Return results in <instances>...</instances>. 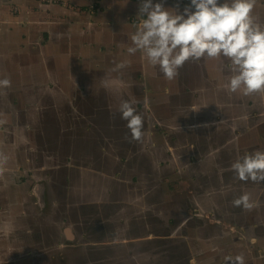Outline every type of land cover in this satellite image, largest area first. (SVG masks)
I'll list each match as a JSON object with an SVG mask.
<instances>
[{"label": "rangeland", "instance_id": "1", "mask_svg": "<svg viewBox=\"0 0 264 264\" xmlns=\"http://www.w3.org/2000/svg\"><path fill=\"white\" fill-rule=\"evenodd\" d=\"M124 1L127 12L118 13L121 11L118 8L111 15L117 19L124 17L128 26H136L132 31L135 33L142 21L137 15L139 0ZM188 3L189 0H185V5ZM56 7L61 5L57 4ZM95 9L99 10L100 17L101 10ZM30 14L25 18L27 36H31L36 27ZM254 14L264 23V0H256ZM77 17L84 22L83 27L71 24L73 20L67 24L41 13L40 26L35 31L38 46L35 50H29L34 55L35 67L26 63L24 73L25 84L32 81L33 73L38 77L33 78V95H29L27 88L24 100L28 106H32L31 109L39 112L43 135L48 138L52 135L54 140L59 135L64 136L58 145V152L63 153L57 155L59 161L56 162L57 165L62 162L61 168L68 165V183L71 172L76 169L74 165L82 166L79 170L84 171V177H88L86 184L82 183L84 195L89 198L86 200L87 206H84L83 200L80 208L75 205L73 208L75 213H79L91 207L95 214L88 216V224L84 228V231L88 230V237L84 234V239L76 244L89 248L95 253L93 259L99 258L102 264H225L226 257L235 258L240 253L244 254L245 264L263 263L264 216H260L259 212L264 211V182L254 184L236 179L231 164L239 157L230 161L212 158L220 151L221 155L227 152L223 144L220 149L219 146L214 147L211 157L208 154L204 159L199 156L200 162L197 163L202 169L200 173H196L190 157L175 158V146L171 144L180 132V122H184V118L186 123L192 122L191 118H186L188 115L183 111L184 104L187 106L193 102L196 94H204L196 102L202 99L206 105L215 108L211 111L210 119L203 123L212 122L215 127L221 124L229 127L232 123L235 135L245 130L246 152L264 151V92L244 95L242 90L235 93L224 90L233 75L225 68L229 67L230 62L223 57H204L195 61L196 73L200 74L201 79H195L199 82L197 85L192 83L193 91L186 92V96H177L165 87V92L157 93L160 81H156L153 75L162 73L159 66L154 67L140 60L130 61L131 57L132 60L135 57L146 58L142 50L134 55L128 54L133 33H103L99 36L96 32L89 33L91 27L86 25L85 13ZM102 22L109 32L116 31L111 21H104L103 17ZM31 23L35 25L34 30L28 27ZM71 57L76 66L70 63ZM92 60L95 64L91 63ZM122 61L126 62V67L110 71ZM85 90L88 94H84ZM189 90L186 87V91ZM128 93L131 95L128 96ZM144 94L151 98L144 97ZM122 100L132 101L134 107L138 108L137 112L143 116L144 136L140 141L131 140L127 121L121 119L118 109ZM60 113L68 116L67 122L71 119L72 122L67 126L60 124ZM24 118L25 130L20 147L23 146L33 160L31 154L34 152L30 149L33 148L32 144L37 143V137L28 126H32L33 118L27 114ZM20 119L22 121V115ZM100 126L103 130L99 129ZM216 137L221 141L226 140L222 131H218ZM79 143L82 144L75 145ZM65 153L77 156L76 161L71 164L63 162ZM31 164L29 160L25 163L30 173L33 171ZM32 168H36L35 164ZM33 179L34 182H41L43 178H38L36 174ZM149 179H153V182L149 183ZM210 182L213 189L219 188L221 192L204 194L205 188L202 187ZM243 184L253 200L262 202L260 207L247 211V218L243 207L232 204L234 198L244 193L238 190ZM57 196L60 197V192ZM134 199L140 201L133 202ZM144 201H150L156 207L149 217L159 213V217L168 223V229L158 227L157 231L148 232L143 229L141 233L130 232V237L124 235L121 224L125 214L130 216L134 209L146 208ZM131 209L133 212H128ZM197 220L199 223H196ZM254 227L262 230L254 232ZM71 228H68L69 232L73 230L75 233V227ZM79 228L83 230L81 225ZM96 230L112 236L105 239ZM113 250L115 253L109 258L107 252ZM150 252L156 254L158 259L149 261ZM34 253L35 247L26 245L25 256L22 253L18 261L23 264L24 258V264H34L37 257ZM14 254L16 256V250ZM8 256L9 262H15L10 249ZM3 261L8 262V259Z\"/></svg>", "mask_w": 264, "mask_h": 264}, {"label": "flooded vegetation", "instance_id": "2", "mask_svg": "<svg viewBox=\"0 0 264 264\" xmlns=\"http://www.w3.org/2000/svg\"><path fill=\"white\" fill-rule=\"evenodd\" d=\"M102 15L100 17H99V13H97V15H91V18L92 17L95 18V22H96L95 25H98L97 21H99V25L101 24V20L103 19ZM90 23L92 24V22ZM105 29L106 28L103 27V30ZM79 35L81 36V34ZM119 37L120 35H118V38ZM127 59L129 58H126L125 60ZM139 60L144 63L146 62L148 63L147 58H145L144 56L140 58L135 57L133 58V60L132 57L130 58V61H139ZM69 61L70 63H73V66L77 65V63L72 61V57L70 58ZM93 62L94 61L92 60L91 63L95 64ZM71 68H73L72 65ZM225 68L229 70L230 75L233 74L231 73L229 67H225ZM35 77L36 76H34V78ZM37 78L38 77H36V79ZM153 78L156 79V81L157 79H159L160 81V88L158 89L157 93L165 92L166 91L165 87H167L168 90H170L173 94H176L177 96H186L187 95L186 92L193 91L192 83H195L196 85L199 84V82L195 79L200 80L201 76L200 74L196 73V62L189 61L185 63V65L179 70V76L172 81L166 80L163 76V73L155 74L153 75ZM203 79H205V77H203ZM86 85L87 83L85 81L84 87H86ZM175 86H177L176 90L174 89ZM186 87L187 89L190 90L186 91ZM126 88L128 87H125V89ZM224 90H227V86L224 88ZM124 92L126 93L127 91ZM84 94H88L86 90L84 91ZM130 95L131 94L128 93V96ZM201 95L196 94V98L193 100V102H190L187 106L184 104L185 110L183 111L188 115L186 118H191L192 122L186 123L185 118H184V122L183 121L180 122V125L178 126L180 132L176 135V139L171 144L175 146V150H174L175 158L190 157L191 159H193V161L191 162H194L193 164H195L193 165V168L196 170V173H200L202 171L199 163H197L200 162L199 156H203L204 159L205 154H208L209 157H211L210 154L214 149V147L216 146H219L218 149L222 147V144L224 147H227V150H225L227 152L221 155L220 154L221 151H220L216 153L214 157H212L215 158L216 160L229 159L230 161L231 158L241 157L246 152V136L243 135L245 132L244 129L241 130V133H236L235 135V133L233 132L235 127L233 126L232 123L230 124L229 127L227 125L224 126L222 124L219 127L217 126L215 127V124L212 122H208L209 124H206V122L203 123L205 120L210 119L211 111L215 108V106L206 105V103H204V100L202 99H200L199 101L200 104L197 103L196 101L201 97ZM139 96L140 95L136 97V101L138 100ZM144 97H147L148 99L151 98L145 94ZM82 104H83V100L82 103H80V105ZM27 107L28 108L25 109V111L21 114L23 118L22 122L23 124L25 123V118H24L25 114L33 118L32 130H34L35 135L37 137L36 138L37 143L35 145L32 144L33 148L31 147L30 149V151L34 152L33 154H31V157L33 156V160L29 157L30 153L27 152L26 149L24 152H25V156L28 159L30 158L29 161L32 163L34 162L35 164L36 168L33 171V174L35 175L37 174L38 178H43V179L41 180V182H37L38 183L36 185L37 187L34 189L36 194L35 200H32L30 197L26 195V201L24 203L22 213L17 218L11 219L15 226L12 228L11 232L8 233L7 238H8L9 247L12 248V252L14 255L13 258H15V262H9L10 256L8 255H6L8 262H4L3 259L6 258L3 257L0 260L3 261L2 264H20L21 261H18V257H22V253L23 254L25 253V246L29 245L35 247L34 254H36L37 257H35L36 261L34 260V264H39L40 262L42 264H67L68 255L70 252V251L68 252V249H73V248H79V249L74 250L70 256V258L72 257L70 259V261H72V264H102L99 258L93 259L95 253H93L89 248H86L84 246L83 247L78 246L76 244L77 242L80 241V239H84V234L86 237H88V230L85 229L84 231V228L87 227L88 216H92L93 214H95V211L93 209H90L91 207L89 208V210H80L79 213L74 212L75 207L80 208V206L83 204L82 203L83 200H84V206L85 207L87 206L86 200H89V198L86 195H84V188L82 186V183L86 184L85 181L88 180V177L87 176L84 177L83 174L84 171L79 170L80 168H82V166L74 165L76 169H74L71 172L70 183H68L67 181V176L69 175L67 171L68 165L66 168H61L62 162H59V164L57 165V162L59 161L57 155H62L63 153V152H58L59 140L64 139V136L63 135L57 136L58 138L57 140H54L52 135H50V138L45 137L42 133L43 124L38 114L39 112H37L36 109H31L32 106H27ZM66 117L68 116L63 113H60V116H58V120L60 121V124L63 123L66 124L67 126L69 123L72 122L71 121L72 119L71 120L69 119L70 121L67 122L68 120ZM54 118L56 119V116H54ZM241 122L243 121L241 120ZM65 128L69 129V127H65ZM99 129L103 130L101 126ZM22 130L24 132L25 129L22 128ZM218 131H222L225 134L226 140L221 141L220 138L216 137ZM81 144L82 143L75 145L80 146ZM192 147L193 149H191ZM237 152H239V154H237ZM76 158L77 156L75 155H70L65 153L62 160H64L63 162L71 164L74 161H76ZM228 171H227L228 173H231V170ZM151 182H153V179H149V183ZM202 188H205L204 194L206 195L212 194L214 193V191L215 193L221 192L219 188L213 189V185L211 182L208 183L207 186H204ZM216 189L219 190L216 191ZM238 190L246 192V187L243 184V187H240ZM59 192H60V197L57 196V193ZM224 192L226 191L224 190ZM214 196H216V194H214ZM139 201L140 200L134 199L133 202H139ZM144 202H145L144 206L146 208L134 209V212L131 209L128 211L131 213L133 212V214H130V216H128V214H125L126 215L125 220L121 224L125 231L124 235H129L130 237L131 236L129 234L130 232L141 233L143 229H146V232H148V230L157 231L158 227H161L160 229L162 230L168 229V223L164 220L163 217H159L160 215L159 213H156L154 216L149 217L151 216V213L153 211L152 209L156 207L150 201H144ZM73 205H75L74 208ZM247 211L248 210H246V218L248 217ZM259 213H261L260 216L262 217L264 216L263 215L264 211L263 213L262 212ZM196 223H199V221L197 220ZM159 224L161 226H159ZM80 225L82 226L83 230L79 228ZM73 226L75 227L76 234L74 233L73 230L69 232L68 228H71ZM258 229L261 228H256V227L253 228L254 232H256ZM72 232L76 238H74ZM96 232L98 235H100L105 239H108L112 236L105 234L99 230H96ZM261 234H263V231L261 232ZM70 239H72L73 242H71ZM14 250H16V256L14 254ZM61 251H64L66 253H63ZM19 252H21V255H19ZM114 253L115 250L107 252L108 257L110 258ZM150 253L151 254H149L150 255L149 261L158 259L157 257H155L156 254H153L152 252ZM22 263L24 264V258L22 259Z\"/></svg>", "mask_w": 264, "mask_h": 264}, {"label": "clouds", "instance_id": "3", "mask_svg": "<svg viewBox=\"0 0 264 264\" xmlns=\"http://www.w3.org/2000/svg\"><path fill=\"white\" fill-rule=\"evenodd\" d=\"M256 0H189L183 10L177 3L166 7L164 0H139L137 15L142 18L130 37L129 55L143 51L152 66H159L166 80L179 76L189 61L226 58L233 75L227 90L244 95L264 92V23L254 14ZM120 62L110 71L126 67ZM11 77L0 79V88H10ZM118 111L127 121L131 140L143 137L144 119L132 101L122 100ZM3 123V121H0ZM8 157L0 153V172ZM236 179L247 183L264 182V151L245 152L231 164ZM250 192L234 198V207L252 211L261 206ZM225 264H245L244 254L226 257Z\"/></svg>", "mask_w": 264, "mask_h": 264}, {"label": "crops", "instance_id": "4", "mask_svg": "<svg viewBox=\"0 0 264 264\" xmlns=\"http://www.w3.org/2000/svg\"><path fill=\"white\" fill-rule=\"evenodd\" d=\"M164 3L169 4L165 5L166 7H173L178 3L181 11L185 6V0H164ZM57 4L61 7H56ZM95 8L101 10V15L104 14L102 15L104 21L112 22L116 31L102 30L103 19L100 24L101 29H96L100 27L99 24L94 27L96 22L90 14L99 13ZM118 8L121 11H118ZM126 9L124 0H0V79L10 76L12 81L10 88H0V121H3L0 123V153L8 157L4 170L0 172V259L8 255L9 249L12 250L7 238L8 233L15 226L11 219L17 218L22 213L26 195L32 200L36 198L34 189L38 183L33 179L36 177L33 174L35 168H32L34 162L30 166L33 170L30 173L25 167L26 161L30 158L25 156V148L20 147L22 128H25V123L23 124L20 117L28 108L24 100L26 89L28 88L29 95L34 93L35 75L33 73L32 81L25 84L24 73L26 63L32 68L35 67L34 55L29 50H35L38 46L35 31L40 26L41 13L50 15L54 21L62 20L67 24L73 20L71 24H79V28L84 22L77 16L80 18L85 13L86 25L91 27L89 33L96 32L99 36L103 33L130 35L136 26H128L124 17L117 19L111 15L117 11L124 14L127 12ZM28 14L36 24V27L33 23L28 25L32 30L35 27L31 36L26 34L25 18ZM29 127L32 128L30 124ZM2 263L3 261L0 260V264ZM259 264H264V261Z\"/></svg>", "mask_w": 264, "mask_h": 264}, {"label": "trees", "instance_id": "5", "mask_svg": "<svg viewBox=\"0 0 264 264\" xmlns=\"http://www.w3.org/2000/svg\"><path fill=\"white\" fill-rule=\"evenodd\" d=\"M219 155H220V154H219ZM76 249H79V248H73V249L70 250L69 255H68V263H67V264H72V261H70V259H71L72 257L70 258V256H71V254L73 253V251L76 250Z\"/></svg>", "mask_w": 264, "mask_h": 264}, {"label": "built area", "instance_id": "6", "mask_svg": "<svg viewBox=\"0 0 264 264\" xmlns=\"http://www.w3.org/2000/svg\"><path fill=\"white\" fill-rule=\"evenodd\" d=\"M54 2V1H53Z\"/></svg>", "mask_w": 264, "mask_h": 264}]
</instances>
